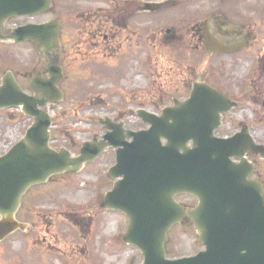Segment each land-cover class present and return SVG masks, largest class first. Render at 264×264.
<instances>
[{"label":"water","instance_id":"obj_1","mask_svg":"<svg viewBox=\"0 0 264 264\" xmlns=\"http://www.w3.org/2000/svg\"><path fill=\"white\" fill-rule=\"evenodd\" d=\"M49 5L50 0H0V26L9 18L40 15ZM8 39L30 42L47 55L58 43L56 24L18 27ZM48 74L53 79L31 81L32 97L9 73L0 86V110L20 108L33 120L24 137L0 157V242L18 229L25 231L15 214L31 186L64 172L76 173L113 148L116 160L108 175L117 180L100 207L127 217L122 241L139 249L141 264H264V190L260 182L248 179L253 166L245 158L247 153L264 158V147L246 132L227 139L214 136L221 115L235 103L196 84L187 100L162 109L159 116L138 110L136 115L149 126L146 130L131 132L121 123L99 120L102 138L84 143L79 156L71 157L67 150L54 151L48 145L47 106L60 100L55 59ZM178 195L193 196L197 205L178 204ZM188 220L204 250L167 259L168 232Z\"/></svg>","mask_w":264,"mask_h":264},{"label":"flooded vegetation","instance_id":"obj_2","mask_svg":"<svg viewBox=\"0 0 264 264\" xmlns=\"http://www.w3.org/2000/svg\"><path fill=\"white\" fill-rule=\"evenodd\" d=\"M66 1L72 4L69 10L64 8L69 4ZM54 4L58 6L56 20L33 22L29 20L34 17H27L28 20L21 24L11 23L14 19H7L1 24L0 42L12 46H30L35 50L38 62L35 67L27 63L30 71L22 73L10 68L14 63L8 61L10 67L3 66L0 86L6 73H9L23 93L32 97L29 84L33 78L49 81L52 77L48 69L54 59L58 68L54 79L61 95L59 103L67 107L111 105L140 108L147 101L150 106L166 108L187 100L194 85L207 86L235 103L231 110L221 115L214 134L225 139L246 132L256 142L258 130L254 131L248 123L235 124L228 116L239 109L244 101H254L250 95V91L254 90L252 87L256 88V92L264 90V0H135L131 3L128 0H50V7L41 15H51ZM51 21L56 24L58 43L47 55L39 53L30 42L15 43L8 40L12 31L21 25ZM245 61L249 64L248 74L242 76L239 70ZM140 72L145 73L148 83V87L143 84L145 89L143 87L141 91L135 89L140 84ZM161 76L169 77L164 85L158 82ZM247 76L252 77L254 84L249 80L246 85ZM172 80H176V83L173 84ZM246 86L249 90L248 99L243 90ZM232 92L237 94L233 95ZM259 107L264 109V103ZM14 110L19 109L11 107L0 112ZM263 117L261 113L258 118L260 121L256 124L261 125ZM111 118L122 123L123 129H129L125 125L129 118L125 115H119L117 120ZM255 128L262 130L257 125ZM107 155L109 157L106 160L111 162L109 168L112 167L114 150L99 155L92 165ZM256 159L258 157L250 153L246 155L248 163L254 166L249 179L259 181L264 188ZM234 162L238 163V160ZM58 178L61 177L30 187L21 199L16 219L27 209L23 205L26 198H30L27 203L30 205L52 204L56 210L64 206L63 181H58ZM113 184V180H106V189L98 198L97 206L93 207L92 215L89 213L85 221L76 218L77 225L83 230L79 237L83 244L91 241L95 219L99 218L101 224L111 216L112 211L100 208L99 204L103 196L112 190ZM90 186L84 183L77 191L87 193ZM18 222L27 224L29 229L26 232L18 230L13 235L25 233L31 240V236L37 233L34 232V226ZM103 228L96 236L100 242L104 238ZM104 246L107 253L109 246L107 243ZM85 249L87 251V246Z\"/></svg>","mask_w":264,"mask_h":264},{"label":"rangeland","instance_id":"obj_3","mask_svg":"<svg viewBox=\"0 0 264 264\" xmlns=\"http://www.w3.org/2000/svg\"><path fill=\"white\" fill-rule=\"evenodd\" d=\"M128 1L131 3V1L135 0ZM66 2L69 4H66L64 8L65 10H69L72 4L69 1ZM53 7L54 10L51 15H40L29 21L56 20L58 6L54 4ZM27 20L26 18H18L14 19L11 23L21 24ZM8 61L14 63L15 67L7 65ZM37 62L35 50H32L30 46H12L11 44L0 42V76L4 70L3 66H9L18 72L29 73L30 68L26 64L29 63L35 67ZM242 62L244 63V60ZM248 68L249 64L245 61L244 66L239 70L242 76L248 74ZM146 77L144 72H140V84L135 89L139 91L143 87L145 89L143 84L148 87V83L145 81ZM251 79V76H247L246 85H248L249 80L251 84H254V81ZM168 80L169 77L161 76L158 82L164 85V82H168ZM172 83H176V80H172ZM257 86L259 87V84ZM252 88L254 90L250 91V95L254 98V101H244L242 106L239 109H235L228 117L235 124L239 122L242 124L248 123L254 131L258 130L255 136L256 142L264 145V117L262 118L263 122H261V125L256 124V122L260 121L258 119L260 114H264V109L259 107L261 103H264V90L258 89L260 92H256V88ZM243 90L248 99V86ZM232 93L233 95L237 94V92ZM253 93L255 97H253ZM128 98L129 100L131 99L130 97ZM149 103L147 101L144 102L145 105L140 108L131 106L115 107L111 105L67 107L56 103L52 108H49L52 126L50 128L52 139L50 145L54 149L64 147L74 152V154L78 153L79 147L83 142L92 141L101 135L97 119L105 117V115L117 120L119 115L123 114L129 118V122H125V125L129 129H143L144 126L136 118L135 112L139 109H144L158 114L162 109L161 107L150 106L148 105ZM31 122L30 119L21 114L20 110L0 112V156H3L18 142L25 134ZM256 125L261 127L262 130L255 128ZM228 129L229 126L226 130ZM108 157V155L106 157L103 156L95 165L87 166L80 174L63 175L57 179L58 181H63L61 185L64 186L65 192L64 206H60L58 210L54 209L52 204L42 205L33 203L30 205L27 204L30 202V198L24 199V209H27L22 211L17 218L19 221L31 223L34 226V232L37 233L31 236L32 239L30 240L27 234L18 232V235H12L0 242V264H140L142 262L141 254L134 247L126 246L121 241L127 220L120 214L109 215L106 221H102L101 224H99V218L95 219V224L92 223L90 243L83 244V242L79 241L83 230L77 225L76 218L79 217L85 221L89 213L92 215L93 207L97 206L100 196L103 195L106 189L105 182L108 179L106 172L111 165V162L108 159L106 160ZM256 164L264 184V158L259 159L258 157ZM84 183L91 185L87 193L77 191V188L83 186ZM176 200L186 206L195 204V200L190 197L181 196ZM26 211L28 213H25ZM102 226H104L103 237L106 240L102 238L100 242L96 236L99 234ZM57 236H59V239H57ZM104 243H107L109 246L107 253H105ZM53 245L54 248H52ZM85 246H87V251ZM77 247L78 250H76ZM202 249L203 247L199 244L195 231L189 222L174 227L169 232L165 244L166 255L170 259L192 256ZM50 250L51 255L49 254Z\"/></svg>","mask_w":264,"mask_h":264}]
</instances>
